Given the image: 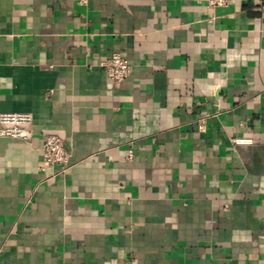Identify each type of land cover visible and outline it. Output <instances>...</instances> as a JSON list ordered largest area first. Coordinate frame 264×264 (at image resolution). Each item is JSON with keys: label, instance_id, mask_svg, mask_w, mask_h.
<instances>
[{"label": "crops", "instance_id": "0c3cea01", "mask_svg": "<svg viewBox=\"0 0 264 264\" xmlns=\"http://www.w3.org/2000/svg\"><path fill=\"white\" fill-rule=\"evenodd\" d=\"M1 112L0 264H264V0H0Z\"/></svg>", "mask_w": 264, "mask_h": 264}, {"label": "built area", "instance_id": "2783aa9c", "mask_svg": "<svg viewBox=\"0 0 264 264\" xmlns=\"http://www.w3.org/2000/svg\"><path fill=\"white\" fill-rule=\"evenodd\" d=\"M205 5L210 10L225 7L230 0H194ZM111 80L120 83L131 74L129 60L118 53H114L102 63ZM33 116L29 112H1L0 113V137H10L28 142L32 139ZM200 130H205L204 119L198 120ZM234 144H251L250 138L236 137L232 139ZM132 159L133 155L130 154ZM70 165V153L64 146V140L56 134H46L43 143V160L40 170L44 174V180L56 178L66 172Z\"/></svg>", "mask_w": 264, "mask_h": 264}]
</instances>
